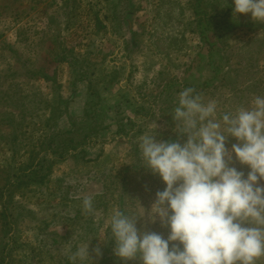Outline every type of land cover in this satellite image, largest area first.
I'll return each mask as SVG.
<instances>
[{
	"label": "rangeland",
	"instance_id": "obj_1",
	"mask_svg": "<svg viewBox=\"0 0 264 264\" xmlns=\"http://www.w3.org/2000/svg\"><path fill=\"white\" fill-rule=\"evenodd\" d=\"M233 8L0 0V264H71L85 244L94 264H140L114 255L115 211L167 239L149 219L166 185L145 167L139 138L186 142L172 115L187 87L215 100L218 116L264 96V24L236 20ZM230 166L250 171L235 157Z\"/></svg>",
	"mask_w": 264,
	"mask_h": 264
},
{
	"label": "clouds",
	"instance_id": "obj_2",
	"mask_svg": "<svg viewBox=\"0 0 264 264\" xmlns=\"http://www.w3.org/2000/svg\"><path fill=\"white\" fill-rule=\"evenodd\" d=\"M232 3L236 20L250 14L264 24V0ZM172 119L186 142L158 140L157 133L139 138L145 167L166 185L156 193L149 219L159 220L169 235L140 231L139 218L115 211L108 225L114 255L140 264H257L264 257V96L218 116L215 100L205 101L187 87L179 93ZM229 137L238 141L231 150ZM233 157L249 167L246 176L230 166ZM84 207L92 211L91 198L84 199ZM93 251L102 256L100 247ZM69 259L94 264L89 244Z\"/></svg>",
	"mask_w": 264,
	"mask_h": 264
},
{
	"label": "trees",
	"instance_id": "obj_3",
	"mask_svg": "<svg viewBox=\"0 0 264 264\" xmlns=\"http://www.w3.org/2000/svg\"><path fill=\"white\" fill-rule=\"evenodd\" d=\"M47 175V174H46Z\"/></svg>",
	"mask_w": 264,
	"mask_h": 264
}]
</instances>
